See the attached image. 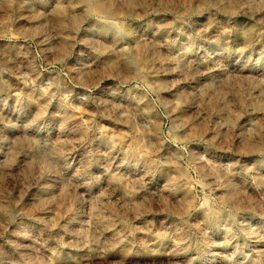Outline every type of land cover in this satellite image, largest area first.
<instances>
[{
  "label": "rangeland",
  "instance_id": "obj_1",
  "mask_svg": "<svg viewBox=\"0 0 264 264\" xmlns=\"http://www.w3.org/2000/svg\"><path fill=\"white\" fill-rule=\"evenodd\" d=\"M0 264H264V0H0Z\"/></svg>",
  "mask_w": 264,
  "mask_h": 264
},
{
  "label": "bare ground",
  "instance_id": "obj_2",
  "mask_svg": "<svg viewBox=\"0 0 264 264\" xmlns=\"http://www.w3.org/2000/svg\"><path fill=\"white\" fill-rule=\"evenodd\" d=\"M77 2H80V1H82V0H76ZM88 1V0H87ZM90 2V1H89ZM96 5V4H95ZM95 7V6H94ZM98 10H105L104 9V6L103 5H98L97 7H96Z\"/></svg>",
  "mask_w": 264,
  "mask_h": 264
}]
</instances>
